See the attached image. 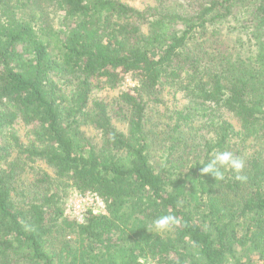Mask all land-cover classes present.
Instances as JSON below:
<instances>
[{"label": "trees", "instance_id": "16d2710c", "mask_svg": "<svg viewBox=\"0 0 264 264\" xmlns=\"http://www.w3.org/2000/svg\"><path fill=\"white\" fill-rule=\"evenodd\" d=\"M129 1L0 0V264H264V0Z\"/></svg>", "mask_w": 264, "mask_h": 264}, {"label": "clouds", "instance_id": "9594fccd", "mask_svg": "<svg viewBox=\"0 0 264 264\" xmlns=\"http://www.w3.org/2000/svg\"><path fill=\"white\" fill-rule=\"evenodd\" d=\"M201 174H211L216 180L224 179V169H231L236 173L235 179L244 181L246 176L241 175L245 167V161L242 158L236 157L230 151H215L210 155L207 163H202ZM179 220L171 214L162 215L155 219L150 230L163 232L168 230L171 225H178Z\"/></svg>", "mask_w": 264, "mask_h": 264}, {"label": "rangeland", "instance_id": "374dc122", "mask_svg": "<svg viewBox=\"0 0 264 264\" xmlns=\"http://www.w3.org/2000/svg\"><path fill=\"white\" fill-rule=\"evenodd\" d=\"M129 2H130V4H132V5H134V6L138 7V8H143L145 5L152 3V0H130ZM45 12H46V18H47V19L45 18V20L48 23H50L51 25H54L55 27H58V25L60 23V19H61V14L62 13L60 11H57L56 8L53 7L52 5L46 7L45 8ZM136 83L137 82L135 80H133L130 77H127L126 79L123 80V83L121 84L120 89L128 88L130 86H134V85H136ZM118 91L119 90H113V91L112 90H105V91H103V94H104V96H106L109 99H111V97L114 96ZM157 120H158V118H157ZM158 121H160V119ZM116 123H117V126L120 129L126 130V126L124 124H122L120 122H116ZM88 131H89V135L94 134V131L92 129H88ZM20 133L22 134V137L26 140V138L29 135L28 129H26L24 127H21L20 128ZM39 165H40L41 168L45 169L46 171H48L49 173H51L53 175L52 168L48 167L46 164H44L42 162H40ZM60 190H61V188H60ZM64 192H65L64 195L67 194L66 197H65V200H64L65 213L71 215L72 213L70 212V210H71L70 209L71 208L70 205H71L72 201L75 199L76 194H78V193H75L72 189L67 188V187H66ZM61 194H63V193H61ZM103 211H101V213H106V209H105V212H103ZM86 214H87V212H86ZM147 261H153L155 263H158L156 260H153V259H148V260H146V262ZM143 262H145V261H143ZM158 264H160V263H158ZM255 264H257V263H255Z\"/></svg>", "mask_w": 264, "mask_h": 264}, {"label": "built area", "instance_id": "2783aa9c", "mask_svg": "<svg viewBox=\"0 0 264 264\" xmlns=\"http://www.w3.org/2000/svg\"><path fill=\"white\" fill-rule=\"evenodd\" d=\"M71 215L78 220L83 221L85 218V214L88 211H92L94 213H101V211L105 212L106 204L104 200L95 192H87L85 194H76L75 199L71 203ZM144 264H158L153 261H145Z\"/></svg>", "mask_w": 264, "mask_h": 264}]
</instances>
